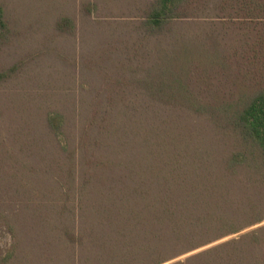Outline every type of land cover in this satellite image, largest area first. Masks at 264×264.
I'll return each mask as SVG.
<instances>
[{
	"label": "trees",
	"instance_id": "16d2710c",
	"mask_svg": "<svg viewBox=\"0 0 264 264\" xmlns=\"http://www.w3.org/2000/svg\"><path fill=\"white\" fill-rule=\"evenodd\" d=\"M139 24L158 40L160 58L140 76L139 88L159 102L187 106L227 140L208 141L185 124L139 111L124 130L90 122L72 145L64 114L50 113L48 126L62 153L63 204L59 210L43 207L35 249L77 244L90 252L92 264L130 256H139V264H164L210 242L206 237L222 229L213 223L223 217L224 227L232 226L215 235L241 230L230 211L222 216L216 207H229L230 186L240 172L264 176V0H153ZM9 35L0 5V41ZM10 75L0 72V83ZM92 126L99 127L94 136ZM70 192L76 196L73 229L67 224ZM0 218L12 235L5 253L0 250V264H11L20 235L2 210Z\"/></svg>",
	"mask_w": 264,
	"mask_h": 264
},
{
	"label": "rangeland",
	"instance_id": "374dc122",
	"mask_svg": "<svg viewBox=\"0 0 264 264\" xmlns=\"http://www.w3.org/2000/svg\"><path fill=\"white\" fill-rule=\"evenodd\" d=\"M152 1L0 0L10 28L9 39L0 41V72L11 70L0 83V210L15 223L21 242L11 264L93 261L90 252L77 244L71 248V243H63L64 247L57 245L52 250L43 245L35 249L33 244L38 223L46 213L43 207L59 210L63 204L58 199L63 186L59 181L62 153L48 126L50 113L64 114L72 145L78 144L82 127L90 122L112 123L124 130L134 123L139 111L157 112L176 126L185 124L190 133H201L208 141L218 138L223 144L227 140L204 118L193 116L187 106L159 102L139 88L140 76L160 60L158 40L139 24ZM194 80V87L203 90V83ZM173 116L178 120L173 121ZM98 131L99 127L92 126L89 133L94 136ZM248 174L240 172L241 181L231 184L229 207H216L223 209L222 216L230 211V220L241 230L215 235L232 226L224 227L223 217L213 223L222 229L206 237L210 242L164 264L264 263V176ZM70 193L67 224L73 229L76 196ZM49 194L53 198L45 197ZM256 218L262 220L248 223ZM11 240L6 222L0 218L3 253ZM138 257L109 264H139Z\"/></svg>",
	"mask_w": 264,
	"mask_h": 264
}]
</instances>
